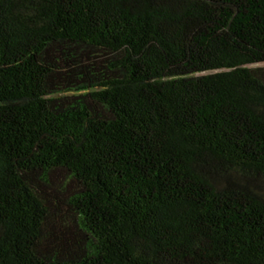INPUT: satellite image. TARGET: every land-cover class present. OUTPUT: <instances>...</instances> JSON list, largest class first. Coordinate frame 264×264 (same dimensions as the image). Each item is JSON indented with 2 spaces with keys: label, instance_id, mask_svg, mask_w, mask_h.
Masks as SVG:
<instances>
[{
  "label": "trees",
  "instance_id": "obj_1",
  "mask_svg": "<svg viewBox=\"0 0 264 264\" xmlns=\"http://www.w3.org/2000/svg\"><path fill=\"white\" fill-rule=\"evenodd\" d=\"M0 264H264V0H0Z\"/></svg>",
  "mask_w": 264,
  "mask_h": 264
},
{
  "label": "rangeland",
  "instance_id": "obj_2",
  "mask_svg": "<svg viewBox=\"0 0 264 264\" xmlns=\"http://www.w3.org/2000/svg\"><path fill=\"white\" fill-rule=\"evenodd\" d=\"M260 66H263V64H261Z\"/></svg>",
  "mask_w": 264,
  "mask_h": 264
}]
</instances>
